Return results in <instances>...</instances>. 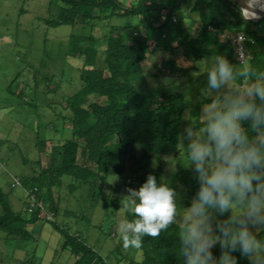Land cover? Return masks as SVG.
<instances>
[{
  "label": "trees",
  "instance_id": "trees-1",
  "mask_svg": "<svg viewBox=\"0 0 264 264\" xmlns=\"http://www.w3.org/2000/svg\"><path fill=\"white\" fill-rule=\"evenodd\" d=\"M49 5L59 12L55 19H45L51 25L80 24L92 28L102 22L101 27L107 26V30L101 39L93 34L79 38L71 36V42L78 43L73 52L80 53L83 58L79 68L81 85L64 100L61 116L70 124L73 137L51 146L48 166L41 168L39 174L11 177V189L20 186L25 192L37 186L44 206L23 215L28 211V193L24 194L25 207L17 211L10 204L9 193L0 186V236L17 242L34 238L29 224L38 220L47 222L43 215L45 210H52L54 217L58 215L52 188L63 177H70L71 188H87L96 201L111 185V174L126 183L123 175L134 171L128 160L136 162L139 156L179 154L181 124L198 122L203 92H198L200 100L197 103L188 104V97L177 88L180 84L176 82L192 80L194 76L191 75L198 73L197 62L218 55L225 56L232 65L238 64L234 42L228 34L223 40L221 35L235 31L245 34L246 61L250 60L249 81L264 83V34L255 29L262 20H244L238 12L239 4L234 0H131L129 6H125L124 0H49ZM192 14L197 16V21ZM128 15L138 16L139 23L121 27L111 23L115 17ZM198 21L200 25L195 28ZM142 27L144 29H140ZM210 27L216 28V32ZM98 42L105 45L102 55L95 48ZM157 52H160L162 61L147 65L148 56ZM180 58L190 64L184 66L179 62ZM163 78L176 82L162 83ZM243 79L241 77L237 84ZM189 84L193 83L190 81L187 86ZM47 88L44 90L49 91ZM64 109L68 110L67 114ZM45 143L44 138L37 140L41 148ZM36 163L40 165L41 161L36 160ZM160 170L152 173L157 182ZM191 177L189 171L178 167L176 178L187 187L186 191L192 197L198 184ZM136 178L145 181L141 176ZM135 218L129 214V221ZM49 223L65 237L62 246L70 247L79 255L73 264H110L81 236L71 235L54 221ZM121 242L123 245V240ZM118 245L113 251L111 248L108 256L121 250L122 245ZM140 248L143 252L141 261L124 258L127 256L123 254V257L115 256L117 262L182 264L176 225L162 230L158 237L144 236ZM214 255H220L219 247L214 249ZM236 255L239 264H249L238 253Z\"/></svg>",
  "mask_w": 264,
  "mask_h": 264
},
{
  "label": "rangeland",
  "instance_id": "rangeland-1",
  "mask_svg": "<svg viewBox=\"0 0 264 264\" xmlns=\"http://www.w3.org/2000/svg\"><path fill=\"white\" fill-rule=\"evenodd\" d=\"M124 2L125 6H129L131 0ZM58 13L57 8L49 5V0H0V186L9 193L10 204L17 211L22 210V206L25 207L24 194L27 195L30 189L41 207L44 203L39 198L37 186L25 192L20 186L11 189V177L39 174L41 168L48 166L51 146L57 141L73 137L70 124L61 116L64 100L81 85L79 68L82 66L83 58L80 53L73 52L78 43L71 42V36L79 38L93 34L101 39L107 30V26L101 27L102 22L91 28L82 27L80 24L51 25L45 21L55 19ZM260 15L261 19L253 21L262 20L255 29L258 33L264 34V15ZM192 18L198 20L195 14H192ZM138 19V16L128 15L115 17L111 23L114 22L117 27H121L120 25L137 23ZM190 21L191 18L188 19V22ZM199 25L198 21L194 27ZM210 29L216 32V28ZM226 34L233 42L240 39L241 41L234 43L245 50V57H242L241 61L236 50L238 64L233 65L235 70L239 72L245 66L249 68L250 60L246 61L248 54L245 48L247 41L245 34L237 31L228 32L220 38L223 40ZM95 48L99 49V55H102L101 51L105 45L98 42ZM181 60L182 58L179 62L184 66L190 64ZM161 61L160 52L149 55L146 60L149 66ZM214 61L215 58L212 57L207 61L197 62L198 73L194 72L191 75L194 76L190 80L192 85L187 86L190 81L183 80L181 83L180 80L176 82L170 78H163L161 81L180 84L177 88L188 97V104L197 103L200 100L198 92H203V107L219 95L215 91H210L207 84V72ZM47 87L49 91L44 90V88L48 90ZM64 113L67 114L68 110L64 109ZM181 127L184 126L181 124ZM38 137L46 139L42 148L37 144ZM42 149L44 151H41ZM185 154L186 146L179 134L177 156L173 154L147 158L139 156L136 162L133 159L128 160L127 163L130 162L134 171L123 175L126 183L118 181L116 176L111 174V185L105 188L104 194L96 201H93L87 188H71L70 177H63L61 182L52 188L54 203L59 208L58 215L54 217L52 210H45L43 215L47 222L38 220L34 224H29L28 228L34 238L28 242L22 240L17 242L12 238L7 240L0 236V264H73L79 255L74 254L70 247L62 246L65 237L49 223L50 221L67 229L71 235L81 236L87 245L100 252L110 264H127L125 261L117 262L115 257L116 255L123 257V254L127 256L124 258L141 261L143 259L141 248L125 249L120 244L122 237L119 224L123 220L129 221L131 213L123 207V201L128 195L127 189L139 188L149 174L160 168L158 183L163 179L171 180L172 186L182 184L176 175L169 174L168 168L169 166L184 168ZM36 160H40L41 164H35ZM78 162L80 163V158ZM137 176H141L145 181L137 179ZM182 196L183 199L179 203L187 206L191 196L187 191H184ZM26 208L28 210L31 208L30 214L34 211V206L30 203H27ZM27 213L24 211L23 215H29ZM117 244L122 245L121 250L114 251L113 256H108L111 254V248L113 251Z\"/></svg>",
  "mask_w": 264,
  "mask_h": 264
},
{
  "label": "clouds",
  "instance_id": "clouds-1",
  "mask_svg": "<svg viewBox=\"0 0 264 264\" xmlns=\"http://www.w3.org/2000/svg\"><path fill=\"white\" fill-rule=\"evenodd\" d=\"M238 12L246 21L259 20L264 0H242ZM250 79L247 66L237 72L225 56L215 57L207 84L219 95L180 132L184 170L198 188L184 206L183 184L158 183L149 174L139 189L129 187L123 207L136 218L119 224L125 249L140 248L144 236L158 237L176 225L182 264H239L237 253L249 264H264V83ZM168 172L175 176L178 169Z\"/></svg>",
  "mask_w": 264,
  "mask_h": 264
},
{
  "label": "built area",
  "instance_id": "built-area-1",
  "mask_svg": "<svg viewBox=\"0 0 264 264\" xmlns=\"http://www.w3.org/2000/svg\"><path fill=\"white\" fill-rule=\"evenodd\" d=\"M239 40H240V39H238V40L235 39L234 42L239 41ZM240 41H241V40H240ZM234 45H235V48H236V50H237V53H238L239 59H240V61H241L242 57H245V50L242 49L241 46L238 47L235 43H234ZM28 203H30L31 206L40 205V204H38V203L36 202V198H35V196L33 195V191H32V190H30V191L28 192ZM29 211H31V208H29Z\"/></svg>",
  "mask_w": 264,
  "mask_h": 264
},
{
  "label": "water",
  "instance_id": "water-1",
  "mask_svg": "<svg viewBox=\"0 0 264 264\" xmlns=\"http://www.w3.org/2000/svg\"><path fill=\"white\" fill-rule=\"evenodd\" d=\"M234 1L238 2V4L242 2V0H234ZM260 14L264 15V12H261Z\"/></svg>",
  "mask_w": 264,
  "mask_h": 264
}]
</instances>
